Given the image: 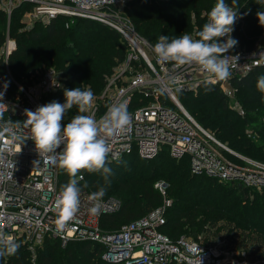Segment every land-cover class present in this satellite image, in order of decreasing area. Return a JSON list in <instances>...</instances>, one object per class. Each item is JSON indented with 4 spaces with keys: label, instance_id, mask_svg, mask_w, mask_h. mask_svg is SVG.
I'll use <instances>...</instances> for the list:
<instances>
[{
    "label": "built area",
    "instance_id": "built-area-1",
    "mask_svg": "<svg viewBox=\"0 0 264 264\" xmlns=\"http://www.w3.org/2000/svg\"><path fill=\"white\" fill-rule=\"evenodd\" d=\"M130 0H0V9L9 18L23 5V15L49 23L60 16L95 21L118 31L129 44V53L109 79L101 99L94 103L88 114L103 116L114 103L126 102L131 124L119 135L107 137L110 146L109 161H119L133 154L151 160L166 151L177 160L187 158L191 171L208 175L219 182H234L250 189L264 188V162L245 157L204 128L184 107L181 94H191L201 85L220 88L231 107L241 113L236 101L237 89L233 82L250 74L256 68L257 58L264 47L236 48L226 55L238 56L232 61L231 77L212 81L209 74L197 64L176 65L160 60L152 45L136 30L125 14ZM10 40L0 48V230L9 240L27 245L33 256L47 239L59 240L65 246L71 240L98 243L104 248L103 259L118 264H247L238 253L220 244H204L185 237L172 240L161 232L165 225L164 206L149 215L124 225L117 231L106 232L101 225L106 215L121 212L123 205L115 197L103 198L100 211H91L94 202L91 193L82 190L79 211L66 228L55 230L54 201L60 191V168L45 163L31 139L23 143L13 140L12 134L26 135L27 130L17 127V121L26 119L24 110L35 111L45 105L43 97L57 93L63 87L61 73L54 68L35 71L30 79H38L31 87L14 81L9 58ZM255 53V56L253 54ZM11 82L19 89L13 96ZM6 85V87H5ZM6 129H11V132ZM254 138L255 134L249 132ZM59 151V149H58ZM83 175L84 174H79ZM84 180V179H83ZM82 181V180H81ZM164 196L168 185L155 184Z\"/></svg>",
    "mask_w": 264,
    "mask_h": 264
},
{
    "label": "trees",
    "instance_id": "trees-1",
    "mask_svg": "<svg viewBox=\"0 0 264 264\" xmlns=\"http://www.w3.org/2000/svg\"><path fill=\"white\" fill-rule=\"evenodd\" d=\"M215 2L130 0L125 14L137 32L154 45L160 35H167L171 40L187 33L195 38ZM226 3L231 4V0ZM27 7L23 5L12 15L10 33L16 40V48L10 55L9 67L13 77L20 81L37 69L54 68L61 73L63 87L45 96L44 104L64 103V90L75 87L91 88L101 99L108 79L129 53L125 38L104 24L64 16L25 34L26 31H20V18ZM237 7L238 17L243 18L237 19L231 36L249 49L264 45V27L256 16L258 11H264V0H237ZM5 24L6 13L0 9V46L6 39ZM65 24L70 26L66 28ZM261 75L264 67L233 82L241 113L231 107L219 87L209 84L201 85L197 97L181 94L180 101L204 128L233 150L264 162V93L256 87ZM79 113L74 106L65 114L63 123L70 122ZM249 132L255 137L250 138ZM107 166L113 173L108 186L98 172L79 173L84 174L80 186L88 183L82 190L93 193L106 186L103 198L115 197L122 202L120 213L102 218L101 225L106 232L137 221L170 200L172 204L166 209V223L161 232L172 240L197 238L203 233L205 244L222 239L228 249L246 250L254 260L264 259V188L250 189L234 182L222 183L208 175L193 174L187 158L177 160L166 151L151 160L133 154L109 161ZM68 180V175L60 169L59 188ZM159 181L168 185L166 196L155 188ZM19 244L16 254L0 258V264H117L105 261L104 248L94 242L71 240L63 246L59 240L47 239L35 256L27 245Z\"/></svg>",
    "mask_w": 264,
    "mask_h": 264
},
{
    "label": "clouds",
    "instance_id": "clouds-1",
    "mask_svg": "<svg viewBox=\"0 0 264 264\" xmlns=\"http://www.w3.org/2000/svg\"><path fill=\"white\" fill-rule=\"evenodd\" d=\"M238 9L237 0H231V6L226 0H216L207 13V22L196 32L195 38L187 33L171 40L167 35H160L152 51L162 61L176 65L197 64L209 74L210 80L225 81L231 77L233 59H239L238 56L226 55L238 44L231 36L235 22L238 18H243L238 17ZM256 16L259 24L264 27V11H258ZM69 26L65 24L66 28ZM220 38L225 40L221 42ZM256 62L258 66L264 64V51L260 52ZM256 87L259 92L264 93V75L258 77ZM2 97L3 93H0V99ZM94 99L91 88L65 89L64 103L52 101L38 106L35 111L25 109L23 114L26 119L17 121L16 125H22L27 130L26 135L12 134L13 140L21 143L31 139L45 163L57 166L69 177L54 201L57 233L62 232L68 222L75 218L79 211L82 189L88 187L87 182L80 186L79 182L84 177L79 173L85 170L90 173L98 172L105 185H110L113 173L107 166L111 151L107 137L119 135L131 124L126 102L112 104L99 119L95 113L83 114L92 108ZM74 106L82 114L63 123L65 114ZM6 130L11 132V129ZM106 186L99 187L89 197L94 202L91 209L93 213L100 211V201L106 194ZM20 246L19 243L11 242L7 234L0 230V258L15 255Z\"/></svg>",
    "mask_w": 264,
    "mask_h": 264
},
{
    "label": "rangeland",
    "instance_id": "rangeland-1",
    "mask_svg": "<svg viewBox=\"0 0 264 264\" xmlns=\"http://www.w3.org/2000/svg\"><path fill=\"white\" fill-rule=\"evenodd\" d=\"M230 6H231V4H229ZM12 17L13 16H11L10 18H9V16L6 14V24H5V30H4V32H3V35H5L4 37L6 38L5 39V42L0 46V48L1 47H3L4 46V44L8 41V39L10 40V43H11V47H12V49L14 50L15 48H16V40L14 39V37H13V35H11V33H10V28H11V21H12ZM20 23H21V29H20V31L22 30V31H26V33L25 34H27L28 32L30 33L33 29L35 30V28H38V29H41L42 27H45L46 26V24H47V22H42V21H36L35 19H30V20H28V19H26L25 17H24V15H22V17L20 18ZM33 30V31H34ZM257 45H261V44H257ZM257 45H255V46H257ZM254 46V47H255ZM261 46H263L264 47V45H261ZM246 48L247 46H242V45H240V44H237L234 48L236 49V48ZM13 50H12V52H13ZM46 68V67H45ZM45 68H41L42 70H44ZM41 69H37V70H35V71H40ZM41 72V71H40ZM12 74V73H11ZM12 77H13V75H12ZM111 78V77H110ZM109 78V79H110ZM13 79H14V81H16L17 83H19L20 85H23V86H25V87H31V86H33V84L35 83V82H37L38 81V79H37V77L36 78H33L34 80H35V82H33V80H31L30 79V77L29 78H26V79H23V80H20V81H18V80H16L14 77H13ZM109 79H108V81H109ZM10 91H11V94L13 95V96H15V97H17L18 95H19V89H18V86L15 84V83H13V82H11V84H10ZM200 93V91L199 90H197V91H194L193 93H191V96H193V97H197L198 95H200L199 94ZM94 97H95V99H94V102H93V104L94 103H97V104H104V101L102 100V99H99L98 98V95H94ZM46 97H43V101H45L44 99H45ZM236 98V101L237 102H239L238 101V99H237V96L235 97ZM46 104V103H45ZM80 114H82V113H79L78 115H80ZM83 114H85V115H87L88 114V112H86V113H83ZM249 130H252V129H249ZM224 143V142H223ZM227 146H229V144L228 143H225ZM230 147V146H229ZM231 148V147H230ZM232 149V148H231ZM234 151H236V150H234ZM237 152V151H236ZM237 153H239V154H241V155H243L242 153H240V152H237ZM243 156H245V157H248V156H246L245 154L243 155ZM250 158V157H249ZM253 197V196H252ZM185 238H187V239H190V240H192V241H196V242H199V243H206V239H204V235H203V233H201V234H199L198 235V237L197 238H195V237H190V236H188V237H185ZM215 244H220V245H223V246H225V247H227L226 245V242L224 241V240H222V239H216L215 240V242H214ZM234 251H236L237 253H238V256H239V259L241 260V261H246L247 262V264H264V259L263 258H259V259H257V260H254V258H252L249 254H248V252L245 250H234ZM118 264V263H117Z\"/></svg>",
    "mask_w": 264,
    "mask_h": 264
}]
</instances>
